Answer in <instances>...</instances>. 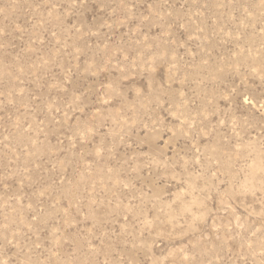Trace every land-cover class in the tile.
Masks as SVG:
<instances>
[{
    "label": "rangeland",
    "instance_id": "obj_1",
    "mask_svg": "<svg viewBox=\"0 0 264 264\" xmlns=\"http://www.w3.org/2000/svg\"><path fill=\"white\" fill-rule=\"evenodd\" d=\"M0 264H264V0H0Z\"/></svg>",
    "mask_w": 264,
    "mask_h": 264
}]
</instances>
